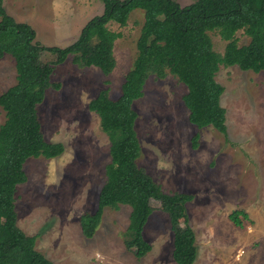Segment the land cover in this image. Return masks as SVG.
Instances as JSON below:
<instances>
[{
	"label": "rangeland",
	"instance_id": "374dc122",
	"mask_svg": "<svg viewBox=\"0 0 264 264\" xmlns=\"http://www.w3.org/2000/svg\"><path fill=\"white\" fill-rule=\"evenodd\" d=\"M175 1L180 6L194 2ZM3 5L16 22L34 30V42L43 48L69 46L103 11L100 0H4ZM142 23V12L134 10L125 26L108 24L120 36L113 48L116 65L107 77L95 67H77L70 56L54 66L50 82L59 87L48 88L37 106L44 140L61 143L64 150L54 158L25 161L27 181L16 186L15 210L17 226L36 236L35 248L54 264H176L163 202H151L153 212L142 231L151 250L140 259L123 242L129 206L105 208L92 238L83 236L78 220L96 209L110 161L109 140L88 103L104 88L112 99L120 95ZM209 35L214 51L222 54L226 42L217 31ZM236 37L239 45L249 41L242 30ZM55 57L46 50L40 60ZM215 80L224 88L220 104L226 110L227 135L189 123L182 102L187 89L176 77H148L143 96L133 103L141 146L137 165L164 193L193 195L186 204L197 246L193 264H264V71L221 65ZM15 83L14 59L6 54L0 60V94ZM4 120L0 107V125ZM233 210L244 211L251 223L235 227L228 219Z\"/></svg>",
	"mask_w": 264,
	"mask_h": 264
},
{
	"label": "trees",
	"instance_id": "16d2710c",
	"mask_svg": "<svg viewBox=\"0 0 264 264\" xmlns=\"http://www.w3.org/2000/svg\"><path fill=\"white\" fill-rule=\"evenodd\" d=\"M3 1L0 60L6 54L14 59L16 83L0 94L5 113L0 125V264H54L35 248L36 236L26 235L17 226L15 210L16 186L27 181L25 161L40 156L54 158L64 150L61 143L44 140L37 106L48 88L59 87L50 82V76L54 66L69 56L77 67H95L107 77L116 65L113 48L120 36L108 24L125 26L134 10L142 12L143 23L136 39V56L120 95L112 99L109 89L104 88L88 103V110L99 117L100 129L109 140L110 161L105 166L96 209L82 213L78 220L83 236L92 238L105 208L129 206L123 242L140 259L151 250L142 235L153 212L151 202H163L173 235L171 257L176 264H193L197 246L186 215V204L193 195L164 193L137 165L141 146L134 128L137 113L133 103L143 96L149 76L163 79L170 74L187 89L182 102L189 123L198 129L211 126L227 135L226 110L220 104L224 88L215 76L221 65L254 73L264 71V0H194L186 6L175 0H100L102 13L91 18L78 38L64 48H43L34 42V30L8 15ZM241 30L249 38L246 45L237 43L236 33ZM213 31L226 42L222 54L213 49L209 35ZM46 50L56 57L44 63L40 57ZM197 140V136L192 139L193 147ZM228 219L238 228L244 221L251 223L242 210H233Z\"/></svg>",
	"mask_w": 264,
	"mask_h": 264
}]
</instances>
